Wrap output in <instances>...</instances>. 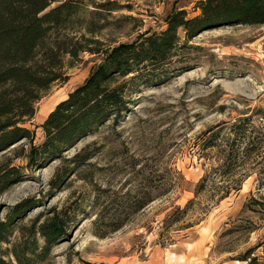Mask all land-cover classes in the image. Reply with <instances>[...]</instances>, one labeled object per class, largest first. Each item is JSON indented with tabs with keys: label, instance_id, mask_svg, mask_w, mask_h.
I'll use <instances>...</instances> for the list:
<instances>
[{
	"label": "rangeland",
	"instance_id": "374dc122",
	"mask_svg": "<svg viewBox=\"0 0 264 264\" xmlns=\"http://www.w3.org/2000/svg\"><path fill=\"white\" fill-rule=\"evenodd\" d=\"M196 1L72 0L58 35L76 52L62 54L63 77L24 119L33 137L0 150V168L17 169L0 190V220L12 216L0 240L7 263L264 264V22L221 24L189 38L180 29L185 45L168 76L138 81L117 123L107 120L61 156L30 160L47 112L104 62L106 48L160 31L175 7L194 14ZM242 115H249L251 152L241 146L236 162H225L227 126ZM207 128L203 136L218 130L220 138L202 149ZM76 152L85 155L79 163ZM160 172L174 181L170 191L118 229L94 232L107 199L135 195L147 183L156 193ZM57 212L63 234L47 245L38 226Z\"/></svg>",
	"mask_w": 264,
	"mask_h": 264
},
{
	"label": "trees",
	"instance_id": "16d2710c",
	"mask_svg": "<svg viewBox=\"0 0 264 264\" xmlns=\"http://www.w3.org/2000/svg\"><path fill=\"white\" fill-rule=\"evenodd\" d=\"M53 2L57 3L52 5ZM195 9L196 12L189 15L184 8L175 7L160 31L145 32L106 48L104 62L45 115L41 124L44 138L41 142L31 143V162L61 156L66 147L109 119L117 123L127 106L132 87L138 81L168 76L171 58L185 45L179 41L180 29L185 38H189L221 24L264 22V0H197ZM74 10L72 0H0V150L18 139L33 137L32 129L23 123L24 119L33 114L35 102L44 89L63 77L62 54L76 52L58 35V28ZM129 72L132 73L129 78L119 80ZM249 123V115H242L227 126L233 135L226 141L230 146L225 162L232 160L235 163L242 152L241 146L245 153L251 152L252 138L250 140V134H246L250 132ZM208 129L199 136L202 149L216 145L220 138L218 130L203 136ZM79 156L84 160L85 155L80 152L72 159ZM75 162L79 163V160ZM16 172L13 166L0 168V190L7 183L6 176ZM159 174V183L154 184L156 193H152L151 184L147 183L149 185L140 189V193L122 198L114 195L107 199L92 219L94 232L105 236L118 229L151 200L170 191L174 181L169 180L165 172ZM208 176L209 173L202 176L200 190L205 187ZM11 221L10 213L0 220V240L6 238ZM65 223L57 212L39 224L38 230L47 245L63 234ZM0 264L9 263L0 257Z\"/></svg>",
	"mask_w": 264,
	"mask_h": 264
}]
</instances>
